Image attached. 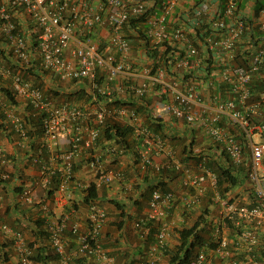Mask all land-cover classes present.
<instances>
[{"label": "built area", "instance_id": "obj_1", "mask_svg": "<svg viewBox=\"0 0 264 264\" xmlns=\"http://www.w3.org/2000/svg\"><path fill=\"white\" fill-rule=\"evenodd\" d=\"M175 3L176 0L163 1L158 12L153 6L156 0H102L98 8L89 0H0V35L5 39L11 58L20 66H29L34 58L40 68L55 74L59 80L86 81L93 94V103L110 93L108 84L97 81L99 72L104 73L106 83L120 76L133 79L140 75L141 80L126 89H131L140 99L156 98L151 111L154 116L168 114L189 125L199 123L203 131L218 142L231 164L244 167L250 193L246 203L235 206L224 201L219 192L213 193L212 203L219 206L217 221L211 229L215 246H204L186 264H212L207 250L227 259L228 264H239L232 253L241 249L248 259L246 264H264L261 239L264 227V93L253 98L251 91L253 77L264 78V36H250V29L254 27L264 32V6L249 23L240 14L238 0H224L212 15H208L206 3L200 1L189 10L188 30L177 26L168 32L167 20L173 19ZM18 9L32 21L30 40L22 34L14 19L13 14ZM141 17H145L144 33L151 46H158L160 51L170 47L164 55L171 57L168 65L160 56L154 60L145 59L140 66H135L129 54L132 47L125 27L132 19ZM95 27L109 31L106 42L89 37ZM78 28L86 33L85 37L75 39ZM33 35H37L36 38ZM71 42L75 45L70 46ZM0 75L10 77L15 100H22L32 112L41 115L42 147L47 154L44 156L41 148L31 161L44 175L45 184L51 178L56 179L59 192H65L75 180L74 161L81 155L86 157L85 167L92 173L97 188L115 180H125L123 171L103 167L100 156L93 151L108 117L124 119L125 124L132 127V136L140 141L136 157L142 169H160L154 156L163 153L176 172L184 173V184L196 189L194 194L181 196L184 204L198 205L206 183L217 188L216 173L204 159L196 164L197 172L183 168L166 140L144 124L134 107L128 104L109 107L100 103L91 110L75 103H54L38 86L22 78L19 70L6 69L1 60ZM121 89L125 90V85ZM6 104L0 97V110L21 139H26L24 120ZM225 117L234 127L240 128V139L222 125ZM61 144L66 145L65 149H59ZM105 152L115 157L122 155L125 148L110 142ZM8 164V156L0 145L2 179L9 176ZM76 185L83 187L84 184L76 182ZM31 192V188L25 186L18 196L19 201L32 203ZM176 199L173 190L159 185L152 187L148 208L133 221V227L144 237L150 226H155L156 242L138 264L157 262L159 250L166 245L170 227L168 214ZM106 216L102 207L91 202L83 231L77 221L71 220L69 212L55 220H47L48 240L60 264H71V256L66 254L70 236L76 242V255L95 256L101 264H113L114 258L99 242ZM225 219H230L233 228L238 229L233 239L222 231ZM0 229L14 240L20 264H37L19 230L7 224H2Z\"/></svg>", "mask_w": 264, "mask_h": 264}, {"label": "crops", "instance_id": "obj_2", "mask_svg": "<svg viewBox=\"0 0 264 264\" xmlns=\"http://www.w3.org/2000/svg\"><path fill=\"white\" fill-rule=\"evenodd\" d=\"M163 1L165 0H156V4L153 5L156 6L158 12H160L158 10V8H160L159 5ZM200 1L206 3L208 15H212L214 13L220 2V0H176L174 11L172 13L173 19L167 20L168 32L172 31L177 26L188 30L190 23L188 18L191 16L189 10ZM238 2L240 4L239 9L242 17L246 20L252 21L257 15L256 7L258 2L264 3V0H238ZM89 3H91V5L95 8L102 6V0H89ZM263 6L264 4L262 7ZM13 16L22 31V34L30 40L29 35L32 30V21L28 18L24 11L19 9L14 12ZM126 28V32L135 35L134 32L129 29V26H126ZM85 34V32H82V28H78L74 36L75 39H79L85 37ZM89 37L92 40L106 42L109 37V31L103 27H95L92 31H90ZM131 41L135 42V40L132 39ZM73 45H75V43L71 42L70 46ZM0 47L6 48V44H0ZM138 48L139 47L137 45L136 50L133 51L132 48L129 53L135 63V66L137 65V67L138 65L140 66L145 59H147L145 52ZM8 60H10L9 64L14 65V69L12 68L13 71H15V69L16 71L19 70L22 78L32 83H35V77L36 75H39L38 82H40L41 85H44V93L46 95L47 93L45 91L48 93H54L61 101H63L62 99H66L69 94L77 92L76 95L71 96V99L68 100L67 103L79 104L92 110L100 103L106 104L109 107L113 106L114 104L112 105L111 102L119 99L124 101V103H131L129 105L134 107L138 113L144 117V121L146 120L144 122L145 125H149L147 122L149 117L152 119H158L157 121L163 124V131L167 134L165 137L167 146L174 152H178L177 154L179 156H177V158L181 162L183 168L189 169L192 173L197 172L196 164L202 159L205 160L206 165L207 159L215 161L217 165L224 166L226 164L222 148L218 142H215L203 131L201 125H197V128L194 129V127H196L195 124L189 125L182 121H177L168 114L156 117L151 112L154 104V100H152L151 96H149L150 98L148 99H140L134 96L131 89H126L131 88L130 85L132 84H137V82L141 80L140 75H137V77L133 79H124L120 76L112 82L106 83L104 73L99 72L98 81L101 84H108L110 93L103 96V99H101L100 102L93 103L90 99L87 102L85 101L86 97L84 96L86 95L81 97L80 93H82V91L88 95L91 94L88 86H85L82 81H75L69 87H64L59 84L62 80H59V78L53 73L41 72L39 69L37 70L33 67L31 74L29 72L22 71L23 69L21 66L11 57L8 58ZM34 61L35 59L33 58L31 62H33L32 65L35 66ZM62 83H64V81ZM123 85H125V90L121 89ZM0 86L6 88L9 87L11 90L10 77L0 75ZM7 101L8 100H4L5 103H7ZM9 103L6 104L9 107V110L11 109V111L17 112L24 120L27 138L24 140L21 139L18 133L12 128V124L8 119H0V123H2V126H0V145H2L9 159L6 172L12 176L10 181H0V195L2 196V202L0 204V226L2 224H7L11 228L19 230L23 234L26 242H33L37 247L48 246L50 251L47 249L45 250L46 255H48L47 263L60 264V258L54 253L48 239L43 238L41 240V238L39 239L36 235L38 228L35 226V221L43 217L46 223L47 220H55L63 213L69 212L71 213V220L77 221L80 224V229L83 231L87 226L86 216L89 203L83 201L85 195L83 188L77 186L76 182L84 184V180L86 181L88 177L92 176V174H84L86 157L81 155L74 161L75 180L69 184V188L65 192L61 193L57 190V181L55 178H51L45 184L44 175L31 161L33 157L40 152L41 148L44 156L47 154L46 150L42 147L43 140L41 128L35 125L33 121L34 119H30L31 116L35 115V113L32 112L30 107L26 106L25 102L22 100L17 101L16 104ZM222 125L235 132L239 139L242 137L240 128L237 126L234 127V125H232L226 117L222 120ZM197 136L200 137L198 138ZM185 137H188V144L186 141H183ZM139 143L140 141H138V139L131 136L130 147H128L122 155L115 157H112L105 152L108 144L104 141L98 140L97 145L93 148L94 154L96 153L100 156L103 167L110 170H121L126 176L124 181L115 180L110 185L102 184L97 188V197L92 201L102 207L107 214L101 232L100 244L102 249L114 258L113 264H138L141 254H144L143 256H145L149 252L151 245L156 242V233H153V236L150 234L152 232L151 229L153 228L151 227L148 231V236H146V238H149L150 240H147L148 242H144L145 237L139 235V232L134 229L133 221L138 216L146 212L148 208L150 195V190L148 188L158 185L157 183H159L160 187L163 186L165 189L173 190L177 197L174 202V206L170 209L168 214L170 227L168 233L169 235L166 239L167 248L159 251L158 262L156 263L170 264L169 258H167L168 255L165 253L169 248H173L174 245L179 243L178 230L183 227L191 226L200 215H204L205 213L208 214H205L206 217L204 223L206 222L212 227L217 221V217L213 218L211 215V208H213L215 204L211 202L206 211L204 208L199 209V207L202 201L204 204H207V201L209 202L210 198L212 200L213 193L219 192V186L217 183V188L213 189L208 183H206L205 190L201 193L200 203L198 205L191 206L184 204L181 200V196L185 194H194L196 193V189L190 185L184 184L186 180L184 173L182 171L176 172L171 167V163L167 155L163 153H157L156 155V162L159 163L160 169H142L138 164L136 157V150ZM190 144H192V146ZM65 147V144H61L59 149L62 150L65 149ZM207 166L211 168V166ZM237 168L238 169L234 170L235 174L242 171L243 172L241 174H244L243 166H241V168L240 166ZM18 176L22 178H18ZM241 179L242 184L232 187L229 192L224 194V198L222 197L223 199H226V202L230 206L240 205L249 200L248 194L250 193V190L248 191V186L245 182L244 176ZM91 180H93V178ZM25 183H29L31 185L33 198L32 204L21 202L18 199V193L20 192L19 189H21ZM111 200L114 202H110ZM114 203L121 205V210L116 207ZM187 216H193L192 219H194L192 224L185 226L189 219ZM202 225L204 224H201L200 227H202ZM155 230L156 228L154 231ZM237 230L238 229L235 228L231 230L229 227H222L224 235L230 239H233ZM210 234H212V230L209 231V235ZM172 236L173 238L175 237V239L171 238ZM261 239L264 243V227L262 228ZM154 240L155 242H153ZM75 247V239L70 236L69 243L66 248V254L71 256L70 260L80 256L76 255ZM201 248H203V246L199 249ZM207 252L209 256L212 257V264H228L227 259H222L214 255L211 250H207ZM0 253L2 255L5 253L7 257V260L1 264H19V253L14 246V240L10 235L5 234L1 229ZM232 255L238 260V262H240L239 264L248 263L246 253H244L243 249L234 251ZM82 263L101 264L100 260H98L95 256L84 257Z\"/></svg>", "mask_w": 264, "mask_h": 264}, {"label": "trees", "instance_id": "obj_3", "mask_svg": "<svg viewBox=\"0 0 264 264\" xmlns=\"http://www.w3.org/2000/svg\"><path fill=\"white\" fill-rule=\"evenodd\" d=\"M223 2H224V0H220L218 6H220V5L222 6ZM263 4H264L263 2H258L257 7H256V13L262 8ZM238 6L240 8L239 2H238ZM239 11H240V9H239ZM247 21L250 23L251 20H247ZM128 26H129V29H131V31H133L135 34V35H133V34H130L129 32L125 31V34H127V39L130 41V45L133 48L132 49L133 51L136 50V47L138 45V47L145 52V56L147 59L151 58L152 60H154V59L162 56L166 60V64L168 65V60L171 59V57L165 58V56H166L167 52H169L170 47H167L164 51H160L158 49V46H154V47L151 46V43L149 42L148 38L146 37V35L144 33L145 32V17H141L139 19H132L129 22ZM125 29H127V28L125 27ZM250 30L252 31V33L250 32L251 37H253L254 35L260 36V37L264 36V32L258 30L257 27L251 28ZM36 36L37 35H33V37H35V38H36ZM130 38L132 40H135V42L134 41L132 42ZM0 42H2V44L5 43V39L3 38L2 35L0 36ZM4 48L0 49V60L3 59V61H1L2 63H4V62L10 63V60H8V58H10L9 53H7L4 50ZM243 55H244V53H243ZM243 55H241V57ZM241 60L243 61L244 59H241ZM34 64H35V66L31 64L32 66L29 65V67L25 66V65H21V68L23 69L22 71L31 73V71L33 70V67H35V69H37V70L39 69L41 72L51 73L48 70H44V69L40 68V66L38 64V60H35ZM38 77H39V75H36V77H35V81H37V83H38L36 85H39L38 87L41 90H43L42 87H44V85H41L40 82H38L39 81ZM73 81H75V80H73ZM82 82L84 84V81H82ZM251 91H252V97L253 98H258L260 96V94L264 93V78L254 76L252 79ZM0 92L7 100L8 99L10 100L11 104H16V100H14V96L12 95V92L10 89L0 86ZM76 93L77 92H75L73 94H69V96L66 98V100H70L71 96L76 95ZM80 95H81V97L86 95V96H84V97H86V100H85L86 102L89 101V99L91 100L93 97V94L88 95L85 92L83 93V91H82V93H80ZM111 104L112 105L113 104L119 105V104H127V103L126 102L124 103V101L117 99L115 101H112ZM129 104H131V103H129ZM0 114H1V112H0ZM147 117H149V116H147ZM2 118H4V115H0V119H2ZM30 119H34L33 121H34L35 125L39 126L41 128V115L40 114L35 113V115L31 116ZM157 120L158 119H156V118L152 119L151 117H149L147 120V122L149 123L148 127H150V129L159 133L163 138H165L167 136V134L163 131V124L159 123ZM0 126H2V123H0ZM41 132H42V128H41ZM131 136H132V127H130L129 125L125 124L122 121L108 117L105 121V124L103 125V127L101 129L99 141H104L107 144H109L110 142H113L114 144H117L119 146H123L125 148V151H126V149L128 147H130ZM190 145L192 146V144H190ZM223 155L225 156V159H226L225 160L226 164L224 166L217 165V163L215 161L207 159V165L211 166V169L216 173L217 183L219 186V192L221 195H224L227 192H229L232 187L242 184L241 178H243V176H244V174H241L243 171L235 174L234 170L238 169V168L236 166H234L233 164H231V162L227 159L224 152H223ZM18 178H22V177L18 176ZM125 178H126V176H125ZM244 178H245V176H244ZM11 179H12V176L10 175V177L8 179L0 178V181H10ZM157 184L160 185L159 183H157ZM152 187L153 186H151L148 189L151 191ZM161 187L163 189H165V187H163V186H161ZM82 188H83V192L85 194L84 199H83L84 202L90 203L93 201V199H95L97 197V192H98L97 190L98 189H97L96 184L93 180L86 182L85 186ZM19 190H20L19 193H21L22 187ZM110 202H114V201L111 200ZM32 203H33V200H32ZM32 203H30V204H32ZM114 204L116 207H118L121 210V205H118V203H114ZM205 211H206V209H205ZM205 214L207 215L208 213H205ZM205 214L200 215L191 226L183 227L180 230H178V236H179L178 242L179 243H177L175 245V247H173L171 249L169 248L165 253L168 255L170 264H186L188 262V260L193 256L196 249H199L202 246L203 247L207 246L209 248L215 246V242L212 240L211 234L209 235V231H211L212 227L210 225H208L206 222L204 223V220L206 217ZM201 224H204V225H202V227H200ZM223 225L224 226L226 225L227 227L231 228V230H233V226H232L233 223L230 219H225ZM35 226H37V228H38L36 235L39 237V239L40 238H41V240L43 238L48 239V232H47V228H46V223H45V219L43 217H41L35 221ZM150 227H153L151 229L152 232L150 233L153 236V233H156L154 231L155 226L151 225ZM147 236H148V234H147ZM147 240H150V239L145 237L144 242H148ZM153 242H155V240ZM28 245L32 249L31 258L37 264H48L47 263L48 255H46V253H45L46 249L50 251L48 246H38L37 247V246H35V244L33 242H31V243L29 242ZM2 256H3L2 259L4 261L7 260L5 253ZM84 257H86V256L80 255L78 257H75V258L71 259L70 263L71 264H83L82 262L84 260Z\"/></svg>", "mask_w": 264, "mask_h": 264}, {"label": "rangeland", "instance_id": "obj_4", "mask_svg": "<svg viewBox=\"0 0 264 264\" xmlns=\"http://www.w3.org/2000/svg\"><path fill=\"white\" fill-rule=\"evenodd\" d=\"M1 36V35H0ZM0 44L2 45V42H0ZM6 44V43H5ZM2 47H0V49H1ZM4 50L7 52V53H9V56L11 57V52H10V50H8L7 49V47L6 48H4ZM1 61H3V59H1ZM2 63V62H1ZM7 64V65H6ZM2 65L6 68V69H9L10 71H13V67H14V65H12V64H9V63H6V62H4V63H2ZM13 68V69H12ZM16 70V69H15ZM26 80V79H25ZM33 81V80H32ZM63 81H61L59 84L60 85H63L64 87H69L71 84H73L75 81H64V83H62ZM34 85H36V84H38L37 83V81H35V83H33ZM84 84L86 85V86H88V88H90V86L88 85V83L85 81L84 82ZM36 86H39V85H36ZM8 89H9V87H8ZM42 89H43V91L45 90L44 89V87H42ZM46 93H47V95L50 97V99H52V101L53 102H59V103H64V101H68V100H66V99H62L63 101H61L60 100V98H57V96L55 95V94H53V93H48L47 91H45ZM0 97H1V99L4 101V100H7L2 94H1V92H0ZM154 98V97H153ZM15 100V99H14ZM152 100H156L157 101V99L156 98H154V99H152ZM16 101H18V99L16 100ZM20 101V100H19ZM10 102V100L8 99V101H7V103H9ZM65 102V103H66ZM11 103V102H10ZM9 103V104H10ZM0 112H1V114L0 115H4V118H6V116H5V114L0 110ZM141 117H142V120H143V116L142 115H140ZM111 118H114V117H111ZM114 119H117V120H119V121H122V122H124L125 123V121L126 120H124V119H118V118H114ZM146 121V120H145ZM144 120H143V122H145ZM196 125V127H194V129H196L197 128V125L198 124H195ZM198 137V136H197ZM200 137V136H199ZM198 137V138H199ZM165 139V138H164ZM191 139V138H190ZM183 141H186V143L188 144L189 142H188V137H185L184 139H183ZM186 144V145H187ZM178 152H175V154H176V157L177 156H179L178 154H177ZM154 159H155V161H157V159H156V156H154ZM85 170H87V171H85ZM85 170H84V174L85 175H89V174H92L91 172H90V170L87 168V167H85ZM92 179V176H90V177H88L87 178V180L85 181L84 180V182L83 183H86V182H88L89 180H91ZM222 197L224 196V195H221ZM227 197V196H226ZM225 197V198H226ZM224 198V197H223ZM224 201H226V199H224ZM211 202H212V200H211V198L209 199V202L207 201V204L205 203H203V201L200 203V207H199V209H208V205L209 204H211ZM216 207V208H215ZM218 210H219V206L218 205H215L213 208H211V215H212V217L214 218V217H217L218 218ZM193 217V216H192ZM192 217L190 216V217H188L187 216V218H189L188 219V221H187V223L185 224V226H188V225H190V224H192V222H193V219H192ZM183 226V225H182ZM226 226V225H225ZM227 227V226H226ZM171 238H173V236L171 237ZM173 239H175V237L173 238ZM28 243V242H27ZM174 247H175V245H174ZM165 248H167V246L165 245L164 246V249ZM163 249V248H162ZM171 249V248H170ZM144 255V254H143ZM143 255L141 254V256L140 257H143ZM168 258V257H167ZM137 260V259H136ZM2 262H4V260L2 259V254L0 253V264L2 263ZM157 262H158V260H157ZM156 262V263H157ZM156 263H154V264H156ZM19 264H20V262H19Z\"/></svg>", "mask_w": 264, "mask_h": 264}, {"label": "clouds", "instance_id": "obj_5", "mask_svg": "<svg viewBox=\"0 0 264 264\" xmlns=\"http://www.w3.org/2000/svg\"><path fill=\"white\" fill-rule=\"evenodd\" d=\"M42 91H43V90H42ZM43 92H44V91H43ZM12 95H13V94H12ZM45 95H46V94H45ZM16 103H17V102H16ZM30 160H31V159H30ZM8 174H9V173H8ZM9 177H10V175L8 176V178H9ZM8 178H7V179H8ZM84 184H85V183H84ZM25 186L31 188V185H30L29 183H25V185L22 187V190H23V188H24ZM56 186H57V185H56ZM31 191H32V188H31ZM31 193H32V192H31ZM19 194H20V193H19ZM18 196H19V195H18ZM90 203H91V202H90ZM138 217H139V216H138ZM46 223H47V222H46ZM223 227H224V225H223ZM225 227H226V226H225ZM155 228H156V227H155ZM134 229H135V228H134ZM135 230H136V229H135ZM136 231H137V230H136ZM138 232H139V231H138ZM155 232H156V230H155ZM139 235H140V233H139ZM100 237H101V236H100ZM144 237H146V236H144ZM99 242H100V239H99ZM100 245H101V244H100ZM101 247H102V246H101ZM163 248H164V247H163ZM161 249H162V248H161ZM161 249H160V250H161ZM201 249H202V248H201ZM160 250H159V251H160ZM199 250H200V249H199ZM197 251H198V249L195 250V253H196ZM195 253H194V254H195ZM194 254H193V255H194ZM145 256H147V254H146ZM145 256H143V257H145ZM2 257H3V256H2ZM143 257H141L140 260H141ZM140 260H139V261H140Z\"/></svg>", "mask_w": 264, "mask_h": 264}]
</instances>
